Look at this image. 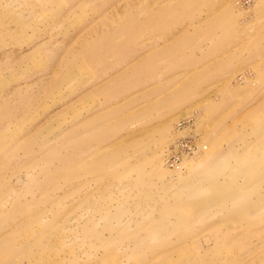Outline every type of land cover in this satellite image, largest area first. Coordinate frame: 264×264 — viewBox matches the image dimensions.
Segmentation results:
<instances>
[{"label":"rangeland","instance_id":"rangeland-1","mask_svg":"<svg viewBox=\"0 0 264 264\" xmlns=\"http://www.w3.org/2000/svg\"><path fill=\"white\" fill-rule=\"evenodd\" d=\"M0 264H264V0H0Z\"/></svg>","mask_w":264,"mask_h":264}]
</instances>
